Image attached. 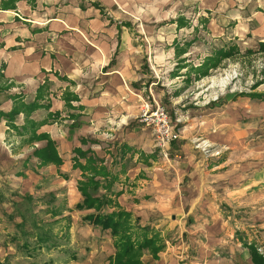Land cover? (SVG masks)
<instances>
[{"label": "crops", "instance_id": "obj_1", "mask_svg": "<svg viewBox=\"0 0 264 264\" xmlns=\"http://www.w3.org/2000/svg\"><path fill=\"white\" fill-rule=\"evenodd\" d=\"M134 7L133 0H0V79L6 82L0 85V192L21 191L9 187L13 181L31 195L36 180L55 177L73 192V201L65 199L70 208L83 201L76 180L84 171L74 167V157L86 165L92 156L116 177L119 204L164 236L159 257L146 253L144 263L255 264L245 244L248 231L238 233L257 227L264 245V154L241 150L256 124L241 122L240 103H228L208 113L213 116L195 115L166 148L168 155L158 156L164 150L137 117L145 89L157 84L151 74L159 54L142 48L135 34L148 27L145 21L122 17ZM145 77L152 78L149 84ZM194 137L223 154L205 157L191 144ZM50 139L61 161L43 164L35 150ZM236 212L250 213L239 220ZM93 232L105 237L97 255L102 261L82 264H109L116 252L111 231L96 226Z\"/></svg>", "mask_w": 264, "mask_h": 264}, {"label": "rangeland", "instance_id": "obj_2", "mask_svg": "<svg viewBox=\"0 0 264 264\" xmlns=\"http://www.w3.org/2000/svg\"><path fill=\"white\" fill-rule=\"evenodd\" d=\"M133 1L137 8H126L122 17L127 16L138 23L145 21L148 27L141 26L140 32L135 34L143 38L142 48L159 54V65L154 66L157 71L151 74L157 84L154 90L145 89L144 102L153 98L162 102L179 134L195 115L206 118L213 116L209 112L217 113L225 104L240 103L245 113L241 122L256 124L254 131L245 135L246 147L241 150H247L244 153L249 156L263 155L264 47L260 44L264 43V25L261 23L263 18H256L255 12L264 17V0H204L203 8L196 4L198 0ZM114 11H117L115 6L108 9L109 18L111 15L114 17ZM176 20L179 26H184L182 31L178 30ZM173 50L174 56L170 53ZM183 52L187 54L182 55ZM146 79L149 84L152 78ZM3 81L0 79V85L6 86ZM250 114L253 116L249 117ZM151 133L158 148L152 128ZM201 138L194 137L191 144L205 157L223 154L222 148ZM253 143L255 150L251 146ZM167 152L158 151L157 155L167 156ZM236 155L240 158L242 152H236ZM82 170L81 179L76 180L78 188L79 181L92 174L90 169ZM96 178L103 179V176L99 174ZM36 181L31 186V195H23V185L13 181L9 187L21 191L13 194L6 188L0 192V264H82L91 258L101 262L97 255L105 237L97 236L93 232L96 226L83 220L88 213L82 215L80 210L86 208H76L78 203L71 204L70 208L67 206L65 199L70 197L72 200L73 192L64 190L57 178ZM51 188L55 189L49 191ZM106 191L101 186L98 194ZM17 193L19 195L16 196ZM57 207H62L60 214L55 212ZM120 207L125 209L122 205ZM20 212L24 225L18 224L23 221L18 216ZM249 213L236 212L235 215L241 220ZM241 229L238 233V236L242 234L241 237L248 231L245 244L254 245L264 253V245L257 242L258 228L249 226ZM37 232H46L51 240L39 245ZM159 235L157 241L164 244L160 230ZM53 241L55 245L51 244ZM72 255L77 259L73 260Z\"/></svg>", "mask_w": 264, "mask_h": 264}, {"label": "trees", "instance_id": "obj_3", "mask_svg": "<svg viewBox=\"0 0 264 264\" xmlns=\"http://www.w3.org/2000/svg\"><path fill=\"white\" fill-rule=\"evenodd\" d=\"M260 46L264 47V43H261ZM53 152H55V142L51 139L45 149L35 150V154L43 164L50 162V160H55L58 163L61 161L58 157H54ZM75 152L80 155L87 154L80 150H75ZM78 160L77 157H74V167L79 166L84 170L90 169L92 174L89 178L79 181V190L82 193L83 201L78 203L76 208H93L95 211L85 214L83 220H87L100 229L111 231L116 252L109 257L108 263L152 264L151 262L144 263L142 257L145 251L151 254L154 259L159 257L158 253L165 247L163 242L157 241L160 236L159 230L151 225H142L139 217L120 207L121 205L117 199L118 192L112 189L116 177L108 167L97 165L96 160L92 156L87 159L86 165L79 163ZM99 174L103 176V179L96 178V175ZM101 186L106 188L107 191L98 194ZM55 212L60 214L62 207H57ZM22 215L21 212L18 214L20 218H22ZM18 224L24 225L25 220ZM36 239L39 245L51 240L46 232H37ZM51 244L55 245L56 242L53 241ZM25 246L27 247V244ZM251 256L255 264H264L263 253H260L254 245H251ZM72 259H77V256L72 255Z\"/></svg>", "mask_w": 264, "mask_h": 264}, {"label": "built area", "instance_id": "obj_4", "mask_svg": "<svg viewBox=\"0 0 264 264\" xmlns=\"http://www.w3.org/2000/svg\"><path fill=\"white\" fill-rule=\"evenodd\" d=\"M138 120L152 128L158 147L163 151L179 137L167 107L154 98L145 101Z\"/></svg>", "mask_w": 264, "mask_h": 264}]
</instances>
